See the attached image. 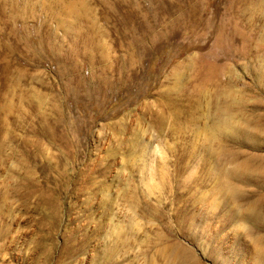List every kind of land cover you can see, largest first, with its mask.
<instances>
[{"label": "rangeland", "instance_id": "rangeland-1", "mask_svg": "<svg viewBox=\"0 0 264 264\" xmlns=\"http://www.w3.org/2000/svg\"><path fill=\"white\" fill-rule=\"evenodd\" d=\"M263 243L264 0H0V264Z\"/></svg>", "mask_w": 264, "mask_h": 264}, {"label": "bare ground", "instance_id": "bare-ground-1", "mask_svg": "<svg viewBox=\"0 0 264 264\" xmlns=\"http://www.w3.org/2000/svg\"><path fill=\"white\" fill-rule=\"evenodd\" d=\"M225 123L226 124H230L231 122H229L228 120L227 121L225 120ZM230 126H231L232 130L235 129V131L238 134H241L242 135V132H241L242 130L244 131V134L247 132V129L246 128H241V127L239 128L235 124H232L231 123ZM248 134H249V132H248ZM233 169H234L233 172H235L236 174L242 175V176L244 174H247V175H250V176H252V174H253V176H257V175L261 174V172H263L261 166H258L257 167L251 161L248 162L246 160L236 163ZM259 256L262 257V260L264 259V243L261 244V247L259 249V255H258V257ZM262 262H264V261H262Z\"/></svg>", "mask_w": 264, "mask_h": 264}]
</instances>
